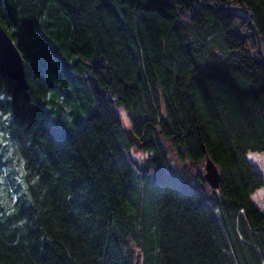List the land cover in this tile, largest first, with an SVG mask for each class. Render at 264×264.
I'll list each match as a JSON object with an SVG mask.
<instances>
[{"label":"trees","instance_id":"trees-1","mask_svg":"<svg viewBox=\"0 0 264 264\" xmlns=\"http://www.w3.org/2000/svg\"><path fill=\"white\" fill-rule=\"evenodd\" d=\"M201 1L0 0V264H264V62L224 9L264 51V0Z\"/></svg>","mask_w":264,"mask_h":264},{"label":"water","instance_id":"water-1","mask_svg":"<svg viewBox=\"0 0 264 264\" xmlns=\"http://www.w3.org/2000/svg\"><path fill=\"white\" fill-rule=\"evenodd\" d=\"M201 5H204L201 0H197ZM226 10L241 11L246 15L248 23L251 25L258 46L259 54L264 62V52L262 49V42L260 35L256 29L255 24L252 21L250 13L238 6H230L224 8ZM0 77H5L14 80L15 84L19 88L28 89L29 81L26 71L25 60L18 49L17 45L13 42L10 35L4 29L0 23ZM205 174L204 178L213 187L218 188L220 185L221 174L216 164L207 157L205 162Z\"/></svg>","mask_w":264,"mask_h":264},{"label":"rangeland","instance_id":"rangeland-1","mask_svg":"<svg viewBox=\"0 0 264 264\" xmlns=\"http://www.w3.org/2000/svg\"><path fill=\"white\" fill-rule=\"evenodd\" d=\"M241 12V11H240ZM243 13V12H242ZM244 14V13H243ZM244 16L246 17V15L244 14ZM258 47V46H257ZM263 49V48H262ZM264 52V51H263ZM119 114L120 117L123 121V123L125 124L126 127H129V123H130V113H128L127 111L123 110V109H119ZM128 133L130 134V137L135 145V152H134V156L136 159H138L139 161H142L145 156L146 153L142 152L140 144L138 142V140L136 139V137L130 132V130L128 129ZM170 149V148H169ZM170 151V156H173V154L171 153V149ZM250 156L249 154L247 155V157ZM264 156V155H263ZM249 159V158H248ZM249 161L253 164L254 168L260 173V175L264 178V158L261 159V157L259 159H257V161H252L249 159ZM205 163H203L202 165L199 166L198 169H202L203 174L205 172ZM251 199L253 201V203L262 211H264V188L261 190H258L257 192H255L252 196Z\"/></svg>","mask_w":264,"mask_h":264},{"label":"bare ground","instance_id":"bare-ground-1","mask_svg":"<svg viewBox=\"0 0 264 264\" xmlns=\"http://www.w3.org/2000/svg\"><path fill=\"white\" fill-rule=\"evenodd\" d=\"M249 155L248 158L252 161H257L260 157L261 159L264 158L263 154L250 153Z\"/></svg>","mask_w":264,"mask_h":264}]
</instances>
